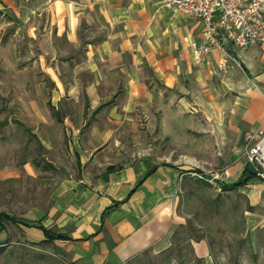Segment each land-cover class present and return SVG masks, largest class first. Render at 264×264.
I'll return each instance as SVG.
<instances>
[{"label": "crops", "instance_id": "crops-1", "mask_svg": "<svg viewBox=\"0 0 264 264\" xmlns=\"http://www.w3.org/2000/svg\"><path fill=\"white\" fill-rule=\"evenodd\" d=\"M0 13L37 39L53 83L50 108L37 109L49 121L31 132L59 130L57 145L36 137L62 175L51 208L21 219L36 241L77 264L164 249L189 171L243 194L264 226V179L244 160L245 133L264 131V43L224 40L196 60L201 22L162 0H0ZM190 247L215 264L205 237Z\"/></svg>", "mask_w": 264, "mask_h": 264}, {"label": "rangeland", "instance_id": "rangeland-1", "mask_svg": "<svg viewBox=\"0 0 264 264\" xmlns=\"http://www.w3.org/2000/svg\"><path fill=\"white\" fill-rule=\"evenodd\" d=\"M40 53L37 39L0 13V212L19 222L51 208V193L62 175L51 167L60 165L53 159L57 151L45 150L36 137L57 145L59 130H49V139L44 130L31 132L33 123L49 121L37 109L51 104L53 83L38 63ZM52 114L56 119L57 113ZM182 185L179 212L184 221L174 228L170 244L118 264H197L190 238L201 236L208 240L215 264H264V226L252 223L243 194L190 173ZM16 220L2 217L0 264H77L64 261L50 242L36 241L33 229Z\"/></svg>", "mask_w": 264, "mask_h": 264}, {"label": "built area", "instance_id": "built-area-1", "mask_svg": "<svg viewBox=\"0 0 264 264\" xmlns=\"http://www.w3.org/2000/svg\"><path fill=\"white\" fill-rule=\"evenodd\" d=\"M172 9L201 22V41L191 39L196 60L212 48H224V40L239 48L264 43V0H162ZM225 66L220 64V68ZM244 160L252 162L254 174L264 179V131L249 130L244 135ZM198 175L201 173L189 171Z\"/></svg>", "mask_w": 264, "mask_h": 264}, {"label": "trees", "instance_id": "trees-1", "mask_svg": "<svg viewBox=\"0 0 264 264\" xmlns=\"http://www.w3.org/2000/svg\"><path fill=\"white\" fill-rule=\"evenodd\" d=\"M196 170V169H195ZM2 217H8V218H11L12 220H16L13 216H9L7 215L6 213L4 212H0V230L3 228L2 226ZM17 223H21V224H24V226H28L25 222H19L18 220H16ZM38 228L43 232V234L46 236V238H52V234L43 226H38Z\"/></svg>", "mask_w": 264, "mask_h": 264}, {"label": "water", "instance_id": "water-1", "mask_svg": "<svg viewBox=\"0 0 264 264\" xmlns=\"http://www.w3.org/2000/svg\"><path fill=\"white\" fill-rule=\"evenodd\" d=\"M247 168L253 173L256 171L254 164L252 162L247 163Z\"/></svg>", "mask_w": 264, "mask_h": 264}]
</instances>
